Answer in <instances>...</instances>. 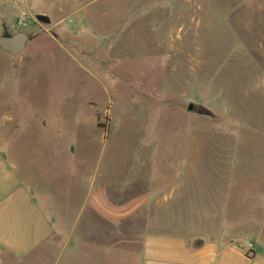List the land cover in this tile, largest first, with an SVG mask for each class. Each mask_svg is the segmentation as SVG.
Masks as SVG:
<instances>
[{
  "label": "rangeland",
  "instance_id": "obj_1",
  "mask_svg": "<svg viewBox=\"0 0 264 264\" xmlns=\"http://www.w3.org/2000/svg\"><path fill=\"white\" fill-rule=\"evenodd\" d=\"M70 7L51 17L60 20L55 32L26 0H0V36L32 38L21 54L0 49V136L36 114L60 126L65 141L76 132L75 149L106 163L111 177L122 170L119 158L133 171L137 155H152L160 175L175 164L190 187L221 189L224 223L239 214L228 234L264 255V0H70ZM92 9L98 24L122 28L111 32L109 48V39L96 46L104 37L86 20ZM22 12L25 27L17 26ZM190 103L206 113L187 112Z\"/></svg>",
  "mask_w": 264,
  "mask_h": 264
},
{
  "label": "crops",
  "instance_id": "obj_2",
  "mask_svg": "<svg viewBox=\"0 0 264 264\" xmlns=\"http://www.w3.org/2000/svg\"><path fill=\"white\" fill-rule=\"evenodd\" d=\"M26 6L48 17V25L71 8L70 0H26ZM89 13L87 22L98 24L91 15L100 12ZM97 21L92 33L104 41L96 46L109 39V48L111 32L122 28ZM59 24L52 30L60 32ZM7 129L0 136V264H264V255L235 246L249 240L228 234L239 214L224 223L221 189L190 187L192 178L175 172V164L160 175L152 155H137L133 171L119 158L122 170L114 167L111 177L106 163L75 149L76 132L65 141L60 126L53 130L36 114ZM162 178L168 180L156 186Z\"/></svg>",
  "mask_w": 264,
  "mask_h": 264
},
{
  "label": "water",
  "instance_id": "obj_3",
  "mask_svg": "<svg viewBox=\"0 0 264 264\" xmlns=\"http://www.w3.org/2000/svg\"><path fill=\"white\" fill-rule=\"evenodd\" d=\"M35 19L45 25L49 24L48 17L44 15H37ZM30 41L29 36L23 32H17L13 35L9 36H0V49L10 55H18L21 54L26 47V44ZM187 112L189 113H197V114H205L206 111L203 110L197 104L190 103L187 106Z\"/></svg>",
  "mask_w": 264,
  "mask_h": 264
},
{
  "label": "built area",
  "instance_id": "obj_4",
  "mask_svg": "<svg viewBox=\"0 0 264 264\" xmlns=\"http://www.w3.org/2000/svg\"><path fill=\"white\" fill-rule=\"evenodd\" d=\"M27 25V15L25 12H22L18 18L17 26H26ZM235 246L238 248V250L242 251L246 255H252L254 246L249 241H239L235 243Z\"/></svg>",
  "mask_w": 264,
  "mask_h": 264
},
{
  "label": "trees",
  "instance_id": "obj_5",
  "mask_svg": "<svg viewBox=\"0 0 264 264\" xmlns=\"http://www.w3.org/2000/svg\"><path fill=\"white\" fill-rule=\"evenodd\" d=\"M4 36H9V34H4Z\"/></svg>",
  "mask_w": 264,
  "mask_h": 264
},
{
  "label": "flooded vegetation",
  "instance_id": "obj_6",
  "mask_svg": "<svg viewBox=\"0 0 264 264\" xmlns=\"http://www.w3.org/2000/svg\"><path fill=\"white\" fill-rule=\"evenodd\" d=\"M36 20V19H35ZM37 21V20H36ZM30 38V37H29ZM32 38H30V40H31Z\"/></svg>",
  "mask_w": 264,
  "mask_h": 264
}]
</instances>
